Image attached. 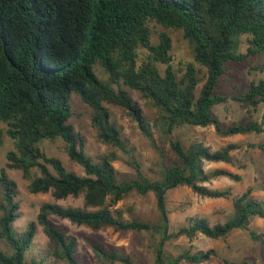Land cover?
Listing matches in <instances>:
<instances>
[{"label": "trees", "instance_id": "1", "mask_svg": "<svg viewBox=\"0 0 264 264\" xmlns=\"http://www.w3.org/2000/svg\"><path fill=\"white\" fill-rule=\"evenodd\" d=\"M168 31L181 33L193 61L175 64ZM261 53L264 0H0V124L6 127L0 129V143L6 133L15 144L6 166L22 173L30 193L53 198L19 231V189L0 170V264H90L78 257L77 240L52 217L93 231L112 227L148 233L154 264H203L217 257L213 249L193 247L177 255L167 252L166 245L182 237L192 240L202 234L223 240L243 230L260 241L251 224L264 219V198L252 196L255 188L233 196L230 189L207 185L219 178L242 181L228 170L206 169V163L243 168L233 155L242 146L213 150L193 133L213 126L223 138L264 134V113L261 121L231 126L222 125L214 114L215 106L229 99L221 95L222 79ZM95 66L104 70L105 79L97 76ZM128 89L157 110L153 124ZM73 94L90 108L96 138L107 152L96 157L88 153L85 137L70 122ZM231 99L264 109V79ZM109 106L127 112L149 141L158 156L153 168L143 167ZM153 129L167 151L157 144ZM57 139L63 140L69 160L83 175L40 146ZM250 147L264 152V144ZM122 158L134 177L119 178L114 163ZM180 187L202 198L232 199V217L216 225L193 217L171 231L167 195ZM133 193L154 195L155 220L141 218L132 208H115ZM81 197L82 207L58 203ZM39 227L49 240L40 257L33 254ZM91 247L100 264H140L123 248Z\"/></svg>", "mask_w": 264, "mask_h": 264}, {"label": "rangeland", "instance_id": "2", "mask_svg": "<svg viewBox=\"0 0 264 264\" xmlns=\"http://www.w3.org/2000/svg\"><path fill=\"white\" fill-rule=\"evenodd\" d=\"M168 32L173 40L171 54L175 64L193 61L192 49L188 42L183 39L181 33ZM246 50L247 46L243 44L240 52L244 53ZM263 65L264 53H261L255 57L248 58L241 65L236 66L230 77L227 76L222 79L221 95L229 99L214 108V114L222 125L231 126L239 123H250L251 120L261 121L264 113L262 107L254 110L248 103L232 100L231 96H243L249 91L252 83L264 79ZM94 70L99 78L105 79L107 77L101 67L95 66ZM128 91L133 99L140 104L145 115L153 124L157 117V110L150 103L143 100L139 93L129 89ZM71 106L74 116L70 122L76 131L85 137L88 153L96 157L107 152V146L100 143L96 138L95 130L92 127L90 108L76 94L71 96ZM109 109L114 120L122 128L124 136L136 147V154L143 167L147 171L153 168L157 162V153L151 147L149 141L139 133L136 123L121 108L109 106ZM5 128L3 124H0V129ZM153 131L157 144L167 151L168 147L161 144L158 133L155 129ZM193 134L213 150L221 149L228 144H240L242 146L240 150L233 152V155L241 161L243 168L226 163H206L207 170L225 169L241 176L242 181L237 182L229 178H219L207 184L209 187L230 189L233 196H240L249 187H253L255 191L252 196L254 198H264V191L262 190L264 186V152L258 148L253 149L250 147L252 144H264V134L223 138L217 135L213 126L196 128ZM40 146L49 156L59 158L67 169L74 171L78 175H83L82 168L69 160L63 140L44 141ZM14 150V141L6 133H3L0 143V170H5L7 175L17 183L21 215L16 222V227L19 231H23L30 222L36 220L41 205L45 202H52L53 198L50 194L35 195L30 193L28 190L29 182L23 178L22 173L7 168V154ZM114 166L120 179L134 177V170L127 165L125 159H118L115 161ZM167 200L170 211L171 231L187 225L189 218H205L211 225H216L224 224L233 215L232 199L202 198L187 187H180L170 191L167 195ZM58 203L63 206L82 207L83 198L68 199ZM115 208H121L125 211L132 208L137 215L144 219L155 220L157 216L156 200L153 194L141 196L133 193L123 201H120ZM52 220L63 228L68 233V236L77 240L78 257L84 262L100 264L91 247L92 243H98L105 248H123L127 254L135 256L140 264H154V255L150 248L153 239L148 233L120 231L112 227H104L99 231H93L86 225L73 224L68 220H61L56 217H52ZM251 228L260 235V241H254L247 231L237 230L223 240H212L202 234H197L192 240L182 237L177 241L168 243L166 250L173 255H177L191 247L195 250H215L217 257L203 264H264V219H255L251 224ZM34 243L33 254L40 257L41 252L46 250L49 244V240L41 227L38 228ZM48 262L51 263L52 258L48 259Z\"/></svg>", "mask_w": 264, "mask_h": 264}]
</instances>
